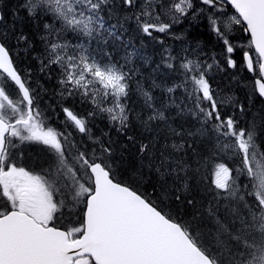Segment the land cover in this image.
Segmentation results:
<instances>
[{
  "label": "snow or ice",
  "instance_id": "snow-or-ice-1",
  "mask_svg": "<svg viewBox=\"0 0 264 264\" xmlns=\"http://www.w3.org/2000/svg\"><path fill=\"white\" fill-rule=\"evenodd\" d=\"M21 12L37 28L43 22L40 71L49 78L59 73L63 99L86 97L107 113L138 153L135 179L151 182L157 195L145 197L117 179L123 151L118 155L111 137L89 136L87 119L72 108L61 109L64 131L49 126L39 94L0 40V264H264V148L258 142L264 118L259 129L255 120L242 124L245 107L218 98L208 79V71L219 68L215 58L208 64L164 47L156 69L183 77L167 91L185 89L189 103L177 106L178 115L191 114L199 127H171L145 91L151 111L140 122L150 135H128L135 72L129 66L143 56L135 40L142 45L149 37L163 45L155 33L172 35L173 25L188 17L207 14L230 68L237 63L228 34L234 25L248 34L243 62L253 74L252 92L264 98V0H22L13 15L20 19ZM5 19L0 13V24ZM69 33L86 42L70 43ZM14 39L16 46L33 47L23 31ZM226 104L234 109L231 115L223 110ZM158 122H164L163 135ZM71 128L92 144L77 142ZM170 137L178 139L160 144ZM26 143L45 146L47 159L23 164ZM209 166L214 179L203 190L211 195L206 200L199 177ZM169 203L175 216L159 206Z\"/></svg>",
  "mask_w": 264,
  "mask_h": 264
},
{
  "label": "trees",
  "instance_id": "trees-1",
  "mask_svg": "<svg viewBox=\"0 0 264 264\" xmlns=\"http://www.w3.org/2000/svg\"><path fill=\"white\" fill-rule=\"evenodd\" d=\"M22 0H0V12L5 15V22L0 24V40L6 42L11 49V55L18 70L31 81L32 87L36 90L38 95V103L42 110L46 123L52 126H62L61 130H65L63 123L64 116L62 107L67 106L73 109L81 117L86 118L88 127L90 129L89 136L93 138H102L107 141L109 137L115 141L117 152L119 155L120 150L123 151L124 163L118 169L117 179L137 188L139 193L145 197L155 200L157 191L153 189L152 183L145 180L139 182L135 179L134 169L138 167V153L135 148L131 147L130 142L127 141L125 135L118 133L115 128L110 124L107 113L99 112L96 105H94L88 98L76 96L74 98L63 99L60 95V85L58 83L59 73L52 71L51 78L47 71H40V60L43 58L44 45L40 40V33L43 32V27L37 28L36 23L24 18L23 12L20 13L21 18L17 19L14 12L17 6L20 5ZM199 0H194L198 4ZM227 14H233V11L228 7ZM49 23L53 21L48 20ZM15 23V29H13ZM59 27L58 24H56ZM23 31L33 43V47L25 49L22 46H16L14 35H18ZM172 35H165L155 33L156 36L163 39L164 44L161 45L157 41L149 37H143L144 43L141 45L140 39L137 38L135 43L141 49L143 56L135 58L133 63L129 66L135 69L130 81V99L128 106L132 109L131 119L132 126L129 129L128 135L135 136L138 140L144 139L150 133L145 132L141 126L140 118L147 119V114L151 111L145 105V98L143 92H149L153 97V103L157 108L164 110L165 115L168 117V124L173 128H179L184 125L185 128L199 127L197 122L193 119L192 115L185 112L183 115H178V105L182 103H189L185 101V89L183 87L176 88L174 92L169 93V87H175L182 82L183 77L179 74L169 73L164 76L162 72L156 69V63L159 62L160 54L164 47L169 48L173 54L188 55L191 59H198L208 64H213V58L219 65L208 71V79L213 89L218 93L219 99L231 98L232 104L243 105L245 113L240 117L238 108L235 110L237 117L241 118V123L255 120L258 129L261 124V119L264 118V101L258 97L257 94L252 92V75L248 72L243 62V52L249 50V36L245 33L239 25H234L232 31L228 34V38L235 47L232 57L237 63L236 68L227 66L224 45L219 41L215 33L211 30L207 20V14H201L197 19L193 20L191 17L185 18L181 23L173 25ZM5 33H9L6 37ZM179 37V38H177ZM67 39L70 43H84L85 39L77 41L73 38V34L69 33ZM95 46V45H93ZM185 48L188 49L185 52ZM123 51L117 57L122 60ZM210 61V62H209ZM30 74V75H29ZM97 87H99L97 85ZM100 102V97L97 103ZM225 114L231 115L233 113L232 105L226 104L224 106ZM96 111L95 117L89 116L88 113ZM160 128L157 129L162 135L164 129V122H158ZM70 130V129H68ZM74 138L77 142H83L90 146L92 140L89 136L80 134L77 130L71 129ZM79 138V139H78ZM176 137H170L167 141L160 140V144L165 142L169 145ZM202 139H207V134ZM262 148H264V132H261L259 141ZM127 145V147H125ZM199 147V145H197ZM204 150L209 151L208 145L204 144ZM25 157L29 163L35 166L37 161L45 160V156L39 151L26 152ZM25 158V159H26ZM23 160V159H22ZM228 161L231 163L232 158L229 156ZM199 179L203 180L200 185V192L204 198L210 199V194L204 193V188L212 186L210 184L214 177L211 175V167L207 171H202ZM159 203V202H158ZM165 203H168L167 201ZM163 207L165 213L176 215V208L169 203L168 207Z\"/></svg>",
  "mask_w": 264,
  "mask_h": 264
},
{
  "label": "flooded vegetation",
  "instance_id": "flooded-vegetation-1",
  "mask_svg": "<svg viewBox=\"0 0 264 264\" xmlns=\"http://www.w3.org/2000/svg\"><path fill=\"white\" fill-rule=\"evenodd\" d=\"M51 127L57 128L58 130H61V128H62V126H60V125H59V127L58 126H51ZM71 129L74 130V131H76L74 128H71ZM71 129H70V131H71ZM61 131H63V130H61ZM21 149H22L23 154H24L23 155V160L21 162L23 164H25L26 166H29V165L33 166L32 164L29 163L28 159L25 157V153L26 152H29V151L30 152L39 151L47 159V156L45 155V153H46L47 150L45 149V146H43L42 144H39V143H26V144H24V145L21 146ZM37 171H38V169H37ZM74 211H77V210H74ZM72 218L75 219L76 217L73 216ZM64 222H66V221H64ZM64 222L58 223L57 226L58 227H62Z\"/></svg>",
  "mask_w": 264,
  "mask_h": 264
},
{
  "label": "water",
  "instance_id": "water-1",
  "mask_svg": "<svg viewBox=\"0 0 264 264\" xmlns=\"http://www.w3.org/2000/svg\"><path fill=\"white\" fill-rule=\"evenodd\" d=\"M261 98V97H260ZM262 99H264V98H262Z\"/></svg>",
  "mask_w": 264,
  "mask_h": 264
},
{
  "label": "bare ground",
  "instance_id": "bare-ground-1",
  "mask_svg": "<svg viewBox=\"0 0 264 264\" xmlns=\"http://www.w3.org/2000/svg\"><path fill=\"white\" fill-rule=\"evenodd\" d=\"M210 62V61H209ZM80 142V141H79Z\"/></svg>",
  "mask_w": 264,
  "mask_h": 264
}]
</instances>
